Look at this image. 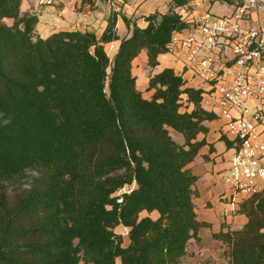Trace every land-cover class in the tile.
<instances>
[{
  "label": "trees",
  "instance_id": "trees-1",
  "mask_svg": "<svg viewBox=\"0 0 264 264\" xmlns=\"http://www.w3.org/2000/svg\"><path fill=\"white\" fill-rule=\"evenodd\" d=\"M22 1L0 0V264H181L208 227L191 164L219 116L184 72L155 70L160 55L174 53V35L191 28L184 10L196 0H170L143 26L112 10L101 34L46 38ZM142 52L149 98L133 71ZM239 212L248 218L242 228L213 237L229 264H264V189Z\"/></svg>",
  "mask_w": 264,
  "mask_h": 264
},
{
  "label": "built area",
  "instance_id": "built-area-1",
  "mask_svg": "<svg viewBox=\"0 0 264 264\" xmlns=\"http://www.w3.org/2000/svg\"><path fill=\"white\" fill-rule=\"evenodd\" d=\"M210 2L192 3L201 14L174 35L172 48L182 57L183 72L190 71L204 89L203 107L224 119L221 134L238 146L223 174L231 188L227 199L236 205L264 189V24L247 25L264 12V0H229L228 15L214 14ZM112 9L121 10L117 3Z\"/></svg>",
  "mask_w": 264,
  "mask_h": 264
},
{
  "label": "crops",
  "instance_id": "crops-1",
  "mask_svg": "<svg viewBox=\"0 0 264 264\" xmlns=\"http://www.w3.org/2000/svg\"><path fill=\"white\" fill-rule=\"evenodd\" d=\"M54 1V5L50 6L40 4L39 0H23L21 4L22 13L36 12L38 14L39 22L36 30L42 38L61 30L93 31L101 34L107 25V18L113 10L114 3L121 5L122 14L128 17L140 18L138 22L143 26L146 23L142 18L143 16L156 11L166 12L170 0H126L123 4L121 0ZM225 5H228L229 8L226 9ZM210 7L211 11L217 15H228L233 11L231 5L212 2V0ZM201 11L202 8H197L192 4V8L187 12L185 11L187 20L193 22L201 14ZM258 18L259 13L255 14L247 22V25H256ZM117 27L118 34L121 37L129 34V29L121 17L118 20ZM118 43L115 42L109 45L115 51ZM141 57L147 64L146 52H142L134 61V66ZM159 62L160 64L155 71L170 67L178 73L183 72V66L177 53L160 55ZM184 76L189 80L190 85L197 86L198 81L193 78L190 71H186ZM147 84L148 77L144 83L145 89ZM148 93V96L144 95L147 98L151 95L150 92ZM224 122V119L219 118L207 123L210 128L207 141L210 145L204 146L191 164L193 172L199 177L194 187L198 194L195 198L196 212L198 219L206 222L208 227L200 230L199 241L193 240L191 242L188 253L183 257L181 264H229L228 257L223 256L226 246L221 241L214 239L213 234L219 232L223 226L240 229L248 222L246 215L239 212L240 204L246 199H240V202L236 205H232L227 199L231 194V188L224 182L223 174L230 167L236 150L235 148H229L226 141L220 138Z\"/></svg>",
  "mask_w": 264,
  "mask_h": 264
},
{
  "label": "rangeland",
  "instance_id": "rangeland-1",
  "mask_svg": "<svg viewBox=\"0 0 264 264\" xmlns=\"http://www.w3.org/2000/svg\"><path fill=\"white\" fill-rule=\"evenodd\" d=\"M225 8L228 9L229 6L228 5H225ZM39 15H40V9H39ZM258 23H262L264 24V12H260L259 13V18H258ZM257 25V24H256ZM254 25V26H256ZM107 50H108V53L110 55H113L114 53V48L111 47L110 45L107 46ZM178 55V54H177ZM179 56V59L181 60V63H182V66L184 65V62L182 60V57L180 55ZM134 70V74L137 75L138 79H137V82H138V86L139 88L141 87V90L143 91L144 95L145 96H148V92H146V89L144 87V83H145V80L147 79L149 73H150V69L149 67L147 66V64L144 62V60H142V57L139 58V60H137V63H135V66L133 68ZM173 137L178 141V142H182L183 141V138L180 134L178 133H173ZM135 185H133L132 187H125L124 189H122L120 192L118 193H121V192H124V191H127L131 188H133ZM146 215V213H143L141 216H144ZM152 217H156L157 216V213H152L150 214ZM116 232L118 233H121L124 237V245H127L128 243V236H127V228L123 227V226H118L116 228ZM226 246V245H225ZM226 250H227V247H226ZM226 250L225 252L223 253V256L225 255L226 256Z\"/></svg>",
  "mask_w": 264,
  "mask_h": 264
}]
</instances>
